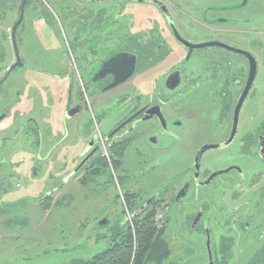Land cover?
Here are the masks:
<instances>
[{"label":"flooded vegetation","instance_id":"obj_1","mask_svg":"<svg viewBox=\"0 0 264 264\" xmlns=\"http://www.w3.org/2000/svg\"><path fill=\"white\" fill-rule=\"evenodd\" d=\"M101 2L111 3L96 8ZM220 2L88 0L81 8L97 10L91 21L76 28L69 56L26 52L27 60L19 52L22 65L7 76L16 62L11 52L12 61L0 70V215L24 213L32 198L31 205L45 211L54 195L56 205L69 200L73 195L64 190L73 184L96 186L100 190L94 191V198L97 194L110 201L115 213H122L116 221L115 213L101 216L97 228L105 232L99 238L111 240L125 230L127 214L132 221L160 206L176 213L184 209L188 227L204 232L205 264L207 239L213 264L218 257L226 258L210 244L214 228L228 235L232 255L247 252L250 261L255 246L260 252L258 264H264V107L260 110L253 104L260 97L256 80L264 52H255L258 58L254 52L219 47L189 51L179 41L218 42L191 41L185 30L196 24L208 30V22L218 18L208 21L204 8ZM246 4L242 0L236 7ZM135 5H146L155 15L151 18L147 12L144 19L136 9L137 20L133 15L127 19L128 7ZM103 13L116 19L100 21ZM80 14L82 21L85 14L82 10ZM127 55L134 57L132 76L105 90L114 82L112 70L118 76L131 64ZM121 56H126L121 64L125 68L110 65ZM249 84L236 134L223 147ZM52 85L59 88L51 89ZM207 147L196 171L197 156ZM229 147L235 148L237 158H254V165L247 170L229 164L220 171H201L205 155ZM169 161L188 164V171L174 175L171 186L162 190L149 192L139 182L142 174L126 172L130 165H144L151 173ZM213 162L212 158L206 163ZM166 224L167 220L165 228Z\"/></svg>","mask_w":264,"mask_h":264},{"label":"rangeland","instance_id":"obj_2","mask_svg":"<svg viewBox=\"0 0 264 264\" xmlns=\"http://www.w3.org/2000/svg\"><path fill=\"white\" fill-rule=\"evenodd\" d=\"M86 1L88 0H28L23 21L16 32L20 55L27 60L26 52H53L56 58L58 54L69 56L77 34L76 28L83 22L91 21L94 11L100 5L104 9L103 7L111 3H96L97 7L93 8V13H90L91 11L81 8ZM241 2L242 0H221L220 4L214 7L207 5L204 12L207 14L208 21L218 18L217 21L208 22V30L203 29L200 24L189 25V28L185 30L186 38L198 42L216 38L218 42L238 50L264 52V0H247L245 7L240 5L236 7ZM20 3L21 0H6L0 3V52L7 54L8 63L12 61L11 52H13L10 32L18 20ZM128 8L127 19H130L132 15L135 21L139 15L145 19L147 12L151 18L155 15L146 5ZM136 9L139 15H136ZM81 10L85 14L82 21ZM115 19L116 17L103 13L100 21L112 22ZM144 19H142L143 24ZM154 23V21L151 22V24ZM96 31L104 33L105 30L98 28ZM205 34L208 35L205 36ZM214 51L226 52L218 49ZM73 52L80 51L75 49ZM255 54L258 58L260 57L259 54ZM258 62L261 72L256 80V89L260 97L253 104L257 109L262 110L264 107V83H262L264 82V68H262L264 60L260 57ZM33 80L37 79L33 78ZM49 87L53 89L58 86ZM234 149L229 147L208 153L204 156L201 171H220L229 164H239L247 170L254 165V158L249 156L237 158ZM211 157L214 162L207 164V160L212 159ZM182 161L184 162V159H181V163ZM180 164L169 161L157 165L151 173L150 167L142 165L133 168V165H130L126 168V172L128 175L135 173L138 177L142 174L139 182L143 183L144 189L151 192L153 189L169 188L170 180L174 175L187 170L188 164L183 163V166ZM95 190L99 192L100 189L96 186L84 187L73 184L64 190V194L73 195V198L69 200L65 198L62 201L63 205L55 204L58 196L54 195L47 203L48 208L43 211L31 205L34 202L32 198L24 213L0 215V264H85L105 250L111 240L108 237L99 238L105 229H98L97 225L104 213L114 214L115 211L110 201L98 198L97 194L96 199L94 198L92 194ZM186 213L188 212L184 209L176 213L164 206L158 208L161 219L164 222L167 220L164 239L172 251V256L162 264H205V259L201 257L204 253V232L188 227L189 220L186 219ZM121 216L122 213H115L114 221ZM212 230L210 244L217 251L219 248L220 255L226 257L225 259L218 257L216 264H258L257 258L260 252L257 247L251 248L250 261H248L249 253L247 252L237 254L236 257L230 253L232 241L226 237L228 235L224 236L225 231L220 232L215 228ZM221 234L222 237H220ZM200 259L203 262L199 261Z\"/></svg>","mask_w":264,"mask_h":264},{"label":"trees","instance_id":"obj_3","mask_svg":"<svg viewBox=\"0 0 264 264\" xmlns=\"http://www.w3.org/2000/svg\"><path fill=\"white\" fill-rule=\"evenodd\" d=\"M7 58L5 52H0V70L8 64ZM157 213L158 209H155L135 216L132 226L127 222L126 229L114 234L109 246L85 264H162L172 256V251L164 239L165 222L160 228L155 222Z\"/></svg>","mask_w":264,"mask_h":264},{"label":"water","instance_id":"obj_4","mask_svg":"<svg viewBox=\"0 0 264 264\" xmlns=\"http://www.w3.org/2000/svg\"><path fill=\"white\" fill-rule=\"evenodd\" d=\"M26 3H27V0H21V3H20V7H19V14H18V20L17 22L14 24V26L12 27L11 29V32H10V40H11V44H12V48H13V52L15 54V59H16V62L13 66H11L8 71H7V76L9 75V73L17 68V67H20L22 64H21V60H20V56H19V50H18V46H17V42H16V32H17V29L19 27V25L22 23L23 21V18H24V14H25V8H26ZM177 36V35H176ZM178 37V36H177ZM186 48L189 49V51L195 49V50H202V49H206V48H211V47H219V48H223L229 52H243L241 50H237L235 48H232L226 44H223V43H220V42H210V43H202V44H190L186 41H183V40H179ZM126 56H121L119 57V59H113L112 62H111V66H115L118 64V66L120 68H125V67H122V65L124 64V58ZM128 58H131V64H127L126 66V69L125 71H123L121 74H119L118 76L116 75L115 71L112 70L111 73H113L115 79H114V82L108 87L106 88L105 90H110V89H113L114 87H116L117 85L123 83L124 81L128 80L133 72H134V57L130 56V55H127ZM119 62V63H118ZM122 62V63H121ZM122 64V65H121ZM253 65H254V61H253ZM122 71V69H120ZM252 70V77L250 79L253 80V75H254V67ZM120 71V72H121ZM119 72V73H120ZM250 84L248 86V88H246L240 98V100L238 101L237 103V106L235 108V111H234V119H233V128H232V132H231V135L229 137V139L226 141V143L224 144L223 147H227L233 140L235 134H236V130H237V125H238V120H239V111L242 107V104L244 102V99L247 95V92H248V89L250 88ZM207 149H210V148H204L201 150V152L198 154L197 156V159H196V166H195V169L196 171L198 170L199 168V164H198V161H199V158L201 156V153L204 152L205 150ZM105 220L103 219L99 224L102 226L105 224ZM196 223V221L192 224V227L194 226V224ZM206 247H207V252H208V263L207 264H213V261H212V256L210 254V247H209V240L207 239L206 241Z\"/></svg>","mask_w":264,"mask_h":264},{"label":"built area","instance_id":"obj_5","mask_svg":"<svg viewBox=\"0 0 264 264\" xmlns=\"http://www.w3.org/2000/svg\"><path fill=\"white\" fill-rule=\"evenodd\" d=\"M4 1H6V0H0V3L4 2ZM127 217H128V223H130L129 225L132 226V221H131L130 215L127 214ZM155 222H156L157 226L160 228L163 220L161 219V216L159 214H157V216L155 218Z\"/></svg>","mask_w":264,"mask_h":264}]
</instances>
